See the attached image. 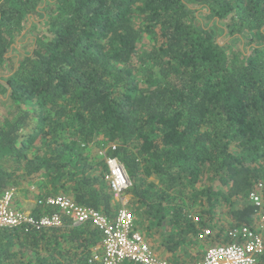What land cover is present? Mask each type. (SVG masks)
<instances>
[{
  "label": "trees",
  "instance_id": "16d2710c",
  "mask_svg": "<svg viewBox=\"0 0 264 264\" xmlns=\"http://www.w3.org/2000/svg\"><path fill=\"white\" fill-rule=\"evenodd\" d=\"M109 157L130 181L134 229L169 264L255 229L264 0H0V192L113 218ZM25 228L0 229V264H101L90 223Z\"/></svg>",
  "mask_w": 264,
  "mask_h": 264
},
{
  "label": "built area",
  "instance_id": "2783aa9c",
  "mask_svg": "<svg viewBox=\"0 0 264 264\" xmlns=\"http://www.w3.org/2000/svg\"><path fill=\"white\" fill-rule=\"evenodd\" d=\"M107 173L105 180L114 200L122 198L130 187V181L122 164L116 158H106ZM18 190L15 188L0 192V229L25 226L27 229L56 228L62 224L58 213L44 214L35 217L30 212L16 207L15 198ZM254 205H260V199L255 193L250 195ZM37 205L58 209L75 225L89 222L102 234L100 248L94 251V261L101 264H169L162 259L146 242L140 232L134 229L132 212L124 205L118 208L113 218L102 212L76 205L69 197L53 196L39 199ZM193 221L199 219L194 216ZM264 226V216L260 217ZM211 235L208 228L197 233L199 241ZM228 244H218L209 247L201 259L195 264H257L258 257L264 252V237L261 231L246 225L235 226L226 232Z\"/></svg>",
  "mask_w": 264,
  "mask_h": 264
},
{
  "label": "rangeland",
  "instance_id": "374dc122",
  "mask_svg": "<svg viewBox=\"0 0 264 264\" xmlns=\"http://www.w3.org/2000/svg\"><path fill=\"white\" fill-rule=\"evenodd\" d=\"M231 44H232L231 40H227V41H224V42H223V46H227V45H228L229 47H231ZM239 46L241 47V49H243L244 44H243V43H240ZM32 189H33V188H32ZM25 197H26V196H24L23 194H19V193H18L16 204L19 206V208H21V205H23V202H24L23 199H25ZM26 198H27V197H26ZM27 199H29V198H27ZM127 201H128V196H126V195L124 194V195L122 196L121 199H119V200L116 201V203H117V207L119 208V207H121L122 205L125 206ZM126 208H127V206H126ZM260 217H262V216L260 215V216L258 217V222H257V224L255 225V229L261 231L262 234H263V233H264V226H262V224H261ZM145 240H146V239H145Z\"/></svg>",
  "mask_w": 264,
  "mask_h": 264
},
{
  "label": "crops",
  "instance_id": "0c3cea01",
  "mask_svg": "<svg viewBox=\"0 0 264 264\" xmlns=\"http://www.w3.org/2000/svg\"><path fill=\"white\" fill-rule=\"evenodd\" d=\"M24 200V202H23V205H21V209H23V210H26V211H28V212H30L31 214L32 213H34V210H35V206L37 205V201H34V200H32V199H27L26 197H25V199H23ZM16 201H17V197L15 198V205H16V207H18L19 208V206L16 204ZM125 207H126V205H125ZM48 208H51V209H53V210H55L54 212H52V213H42L40 216H42V215H44V214H54V213H58L60 216H61V218L62 217H65V218H67L66 216H64V215H62V213L58 210V209H55V208H52V207H48ZM33 215V214H32ZM35 216V215H34ZM35 217H39V216H35ZM68 219V218H67ZM71 221V220H70ZM72 222V221H71ZM86 223H89V222H86ZM72 224H73V222H72ZM82 224H85V223H82ZM82 224H80V225H82ZM91 224V223H90ZM75 225V224H74ZM94 226V225H93ZM95 227V226H94ZM57 228V227H56ZM47 229V228H46ZM137 231V230H136ZM139 232V231H138ZM100 244H101V241H100ZM100 244H98L97 245V247L96 248H100ZM216 245H218V244H216ZM209 248V247H208ZM207 248V249H208ZM96 250V249H95ZM206 251V250H205ZM204 251V252H205ZM94 254V253H93ZM204 254V253H203ZM93 256V255H92ZM203 256V255H202ZM201 259V258H200Z\"/></svg>",
  "mask_w": 264,
  "mask_h": 264
}]
</instances>
